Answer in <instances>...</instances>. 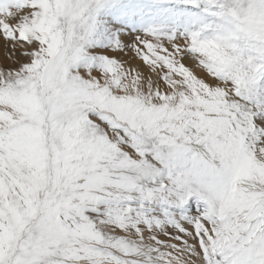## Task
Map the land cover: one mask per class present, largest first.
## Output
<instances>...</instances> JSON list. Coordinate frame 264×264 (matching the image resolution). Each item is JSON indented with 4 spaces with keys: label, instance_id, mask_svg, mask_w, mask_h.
<instances>
[{
    "label": "snow or ice",
    "instance_id": "1",
    "mask_svg": "<svg viewBox=\"0 0 264 264\" xmlns=\"http://www.w3.org/2000/svg\"><path fill=\"white\" fill-rule=\"evenodd\" d=\"M101 13L147 30L88 56ZM0 39V264H264V0H0Z\"/></svg>",
    "mask_w": 264,
    "mask_h": 264
},
{
    "label": "rangeland",
    "instance_id": "2",
    "mask_svg": "<svg viewBox=\"0 0 264 264\" xmlns=\"http://www.w3.org/2000/svg\"><path fill=\"white\" fill-rule=\"evenodd\" d=\"M203 7V6H201ZM190 11L192 13H198L201 11L200 8H191ZM106 16H112L116 20V27L118 29V32L108 31L107 28L104 26V18ZM95 23L99 25V29L102 32L109 33L108 39L105 40L102 36H96L92 37L91 39H87L85 41L84 47L85 52L88 56L95 55L97 58H102L105 53L111 55V44H113L117 39L120 40L119 34H128V35H134V31L137 28V33L134 35L142 34L147 30L146 25H142L139 21V19L136 20H125L121 16H117L114 14H104L101 13L98 15L95 19ZM123 25H128L130 27V32H126L122 29ZM191 30H197L194 27ZM0 48H2V44L0 43ZM0 66H3L5 60H6V54H4L3 50L0 49ZM3 57V58H2Z\"/></svg>",
    "mask_w": 264,
    "mask_h": 264
},
{
    "label": "bare ground",
    "instance_id": "3",
    "mask_svg": "<svg viewBox=\"0 0 264 264\" xmlns=\"http://www.w3.org/2000/svg\"><path fill=\"white\" fill-rule=\"evenodd\" d=\"M104 26H105V28H107L108 29V31L110 32V31H115V32H118V29H117V27H116V20H115V18L114 17H112V16H106L105 18H104ZM122 29L124 30V31H126V32H130V27H128V25H123L122 26ZM137 28L135 29V31H134V35L137 33ZM119 33V32H118ZM134 35H128V34H119V36H121L120 37V41L121 42H124V41H127V40H129L130 38H132V37H134ZM0 43L2 44V48H0L1 50H3V52H4V54H6V51H5V47H4V44H3V40L2 39H0ZM1 56V55H0ZM3 58V57H2Z\"/></svg>",
    "mask_w": 264,
    "mask_h": 264
}]
</instances>
